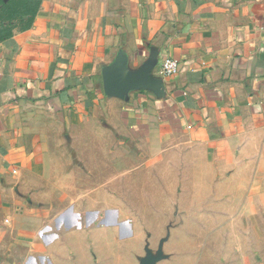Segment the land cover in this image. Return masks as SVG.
<instances>
[{
	"label": "crops",
	"instance_id": "crops-1",
	"mask_svg": "<svg viewBox=\"0 0 264 264\" xmlns=\"http://www.w3.org/2000/svg\"><path fill=\"white\" fill-rule=\"evenodd\" d=\"M118 69L155 84L107 94ZM263 107L264 0H0V264H163L110 196L49 187L96 181L81 171L131 141L203 144Z\"/></svg>",
	"mask_w": 264,
	"mask_h": 264
},
{
	"label": "rangeland",
	"instance_id": "rangeland-1",
	"mask_svg": "<svg viewBox=\"0 0 264 264\" xmlns=\"http://www.w3.org/2000/svg\"><path fill=\"white\" fill-rule=\"evenodd\" d=\"M129 145L135 147L129 154H103L94 170L81 171L96 181L49 192L110 196L129 211L145 246L161 247L163 264H264V107L236 131L203 144L174 138ZM102 161L110 165L98 169ZM51 204L52 215L66 203Z\"/></svg>",
	"mask_w": 264,
	"mask_h": 264
},
{
	"label": "water",
	"instance_id": "water-1",
	"mask_svg": "<svg viewBox=\"0 0 264 264\" xmlns=\"http://www.w3.org/2000/svg\"><path fill=\"white\" fill-rule=\"evenodd\" d=\"M121 69L112 73H106L104 77L105 91L107 94H119L122 89L133 88L139 89L150 87L155 83L144 75L137 77H124Z\"/></svg>",
	"mask_w": 264,
	"mask_h": 264
},
{
	"label": "built area",
	"instance_id": "built-area-1",
	"mask_svg": "<svg viewBox=\"0 0 264 264\" xmlns=\"http://www.w3.org/2000/svg\"><path fill=\"white\" fill-rule=\"evenodd\" d=\"M179 71V62L175 59L168 58L162 64V73L166 77H172Z\"/></svg>",
	"mask_w": 264,
	"mask_h": 264
}]
</instances>
